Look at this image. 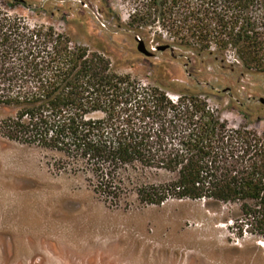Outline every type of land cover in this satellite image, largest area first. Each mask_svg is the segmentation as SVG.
<instances>
[{
  "label": "trees",
  "instance_id": "obj_1",
  "mask_svg": "<svg viewBox=\"0 0 264 264\" xmlns=\"http://www.w3.org/2000/svg\"><path fill=\"white\" fill-rule=\"evenodd\" d=\"M123 1L130 12L126 23L117 16L118 25L140 38L154 29L157 46L232 50L243 68L264 73V0ZM99 5L114 12L108 0ZM176 92L172 98L161 84L119 72L102 46L90 49L0 9V105L10 110L0 122L4 137L62 153L64 166L92 173L106 202L121 201L131 181L142 204L235 205L241 233L264 240V131L231 127L200 91ZM148 170L167 178L148 181Z\"/></svg>",
  "mask_w": 264,
  "mask_h": 264
},
{
  "label": "rangeland",
  "instance_id": "obj_2",
  "mask_svg": "<svg viewBox=\"0 0 264 264\" xmlns=\"http://www.w3.org/2000/svg\"><path fill=\"white\" fill-rule=\"evenodd\" d=\"M108 1L110 14L100 0H0V9L31 25H52L90 49L104 47L119 72L161 84L172 98L181 89L204 93L233 128L264 131V73L243 68L232 50H158L154 29L141 34L153 52L147 56L138 36L118 25V15L128 20L129 6ZM9 112L0 105V122ZM65 161L58 151L0 133V264H264V240L241 233L237 206L199 199L142 204L131 181L121 201L106 202L92 173ZM158 173L148 170L144 179L167 178Z\"/></svg>",
  "mask_w": 264,
  "mask_h": 264
},
{
  "label": "water",
  "instance_id": "obj_3",
  "mask_svg": "<svg viewBox=\"0 0 264 264\" xmlns=\"http://www.w3.org/2000/svg\"><path fill=\"white\" fill-rule=\"evenodd\" d=\"M137 38H138V46H137L138 50L147 56H152L153 52L147 48L145 41L142 40L139 36ZM169 47H170V45H168V44H162V45L157 46V49L158 50H166ZM262 101L264 102V99H262Z\"/></svg>",
  "mask_w": 264,
  "mask_h": 264
},
{
  "label": "built area",
  "instance_id": "obj_4",
  "mask_svg": "<svg viewBox=\"0 0 264 264\" xmlns=\"http://www.w3.org/2000/svg\"><path fill=\"white\" fill-rule=\"evenodd\" d=\"M238 62V60H236ZM210 106V105H209ZM211 107V106H210ZM212 108V107H211ZM213 109V108H212Z\"/></svg>",
  "mask_w": 264,
  "mask_h": 264
}]
</instances>
